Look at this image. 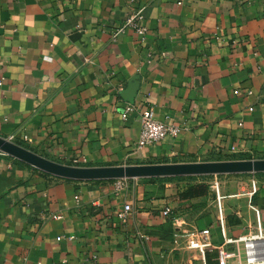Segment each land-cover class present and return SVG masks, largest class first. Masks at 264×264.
<instances>
[{
  "label": "crops",
  "instance_id": "1",
  "mask_svg": "<svg viewBox=\"0 0 264 264\" xmlns=\"http://www.w3.org/2000/svg\"><path fill=\"white\" fill-rule=\"evenodd\" d=\"M140 8L146 33L115 35ZM125 103L137 108L127 119ZM148 107L180 133L137 146ZM0 135L85 167L264 159V0H0ZM116 181L0 152V264H201L193 238L207 242V264L221 248L233 264L258 217L264 230V172Z\"/></svg>",
  "mask_w": 264,
  "mask_h": 264
},
{
  "label": "water",
  "instance_id": "2",
  "mask_svg": "<svg viewBox=\"0 0 264 264\" xmlns=\"http://www.w3.org/2000/svg\"><path fill=\"white\" fill-rule=\"evenodd\" d=\"M138 87V76H135L128 84L126 90L127 100L134 101ZM0 150L48 173L78 180L264 172V159L93 167L75 166L50 159L2 135H0Z\"/></svg>",
  "mask_w": 264,
  "mask_h": 264
},
{
  "label": "built area",
  "instance_id": "3",
  "mask_svg": "<svg viewBox=\"0 0 264 264\" xmlns=\"http://www.w3.org/2000/svg\"><path fill=\"white\" fill-rule=\"evenodd\" d=\"M144 20V12L143 9L140 8L136 12H133L129 14L125 19V24L123 26H120L116 32L115 35L124 32L126 27H132L138 34H145L146 33V27L143 23ZM137 108L132 103H125L121 109V116L123 119H127L129 114L133 111H135ZM140 125L141 129L139 132V136L137 137L136 144L137 146H145V145H151L158 141H161L168 137H174L177 136L181 131V126L176 123H169L162 121L158 119L155 115V112L152 107H148L142 111H140ZM28 137V136H26ZM0 152H2L0 150ZM116 188L118 190H122L126 188L127 186V178H117L116 181ZM211 188L215 192L216 200L218 203L219 208V218L221 221L222 230L225 233V215L223 211V199L224 195L221 191V182L217 178V176L213 179L211 183ZM134 210V207L132 204L128 203L125 205L124 209L120 212H118V217L123 221L128 220V214ZM170 212V209H167L165 211V214L167 215ZM258 228L260 230V234H255L252 236H245L243 237V240H246L245 248H246V262L242 260H238L236 263L233 264H257L260 259H264V249L263 250H257L256 251V257L251 258L249 251H248V240L251 238H264V230L262 229V221L261 218L258 217ZM228 242H232L233 239L229 238L227 240ZM205 245H207V242L204 241L202 238L192 239L190 241V247L196 248L200 251L201 254V264H207L206 260V248ZM233 254L229 252L226 248L219 249V264H230L228 262L229 258ZM262 255V258H260ZM97 255L93 254L91 258L87 261V264H93L94 261H96Z\"/></svg>",
  "mask_w": 264,
  "mask_h": 264
},
{
  "label": "bare ground",
  "instance_id": "4",
  "mask_svg": "<svg viewBox=\"0 0 264 264\" xmlns=\"http://www.w3.org/2000/svg\"><path fill=\"white\" fill-rule=\"evenodd\" d=\"M248 246H249V253H250L251 258H255L256 251L264 249V238L263 239H252L249 241ZM260 258H262V256Z\"/></svg>",
  "mask_w": 264,
  "mask_h": 264
},
{
  "label": "trees",
  "instance_id": "5",
  "mask_svg": "<svg viewBox=\"0 0 264 264\" xmlns=\"http://www.w3.org/2000/svg\"><path fill=\"white\" fill-rule=\"evenodd\" d=\"M207 186L203 183L198 184V185H194L191 186L190 188H188V190H186V196H195L198 194H202L206 191Z\"/></svg>",
  "mask_w": 264,
  "mask_h": 264
},
{
  "label": "rangeland",
  "instance_id": "6",
  "mask_svg": "<svg viewBox=\"0 0 264 264\" xmlns=\"http://www.w3.org/2000/svg\"><path fill=\"white\" fill-rule=\"evenodd\" d=\"M14 141V140H13ZM179 227V226H178ZM255 234H260V230H259V228H257V230L255 231V233H253V234H250V236H252V235H255ZM258 239H263L262 237H260V238H258ZM245 243H246V240H243L242 241V247L244 248V257H243V259H244V262H246V248H245ZM262 256V255H261ZM201 259V258H200ZM257 264H264V259H260V261L257 263Z\"/></svg>",
  "mask_w": 264,
  "mask_h": 264
}]
</instances>
